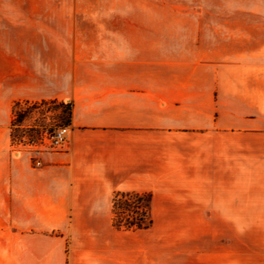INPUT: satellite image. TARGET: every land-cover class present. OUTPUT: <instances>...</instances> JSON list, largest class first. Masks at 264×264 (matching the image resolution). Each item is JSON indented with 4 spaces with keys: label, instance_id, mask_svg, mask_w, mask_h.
I'll return each mask as SVG.
<instances>
[{
    "label": "crops",
    "instance_id": "1",
    "mask_svg": "<svg viewBox=\"0 0 264 264\" xmlns=\"http://www.w3.org/2000/svg\"><path fill=\"white\" fill-rule=\"evenodd\" d=\"M72 10L0 0V264L106 249L74 219L130 192L159 216L224 219L231 264L264 263V0L192 35L89 28ZM51 101L72 103L65 150L14 145V106Z\"/></svg>",
    "mask_w": 264,
    "mask_h": 264
},
{
    "label": "rangeland",
    "instance_id": "2",
    "mask_svg": "<svg viewBox=\"0 0 264 264\" xmlns=\"http://www.w3.org/2000/svg\"><path fill=\"white\" fill-rule=\"evenodd\" d=\"M56 1L73 4L74 10L70 11L72 16L89 19V28L96 27V24L102 27L104 24L109 32L192 35L212 33V29L221 32L222 21L240 17L241 3L247 0ZM62 116L61 107L47 102L28 114L23 127L25 130L33 128L45 132L53 129L52 134L59 129H66L67 142L70 126L55 127ZM44 133L32 143L36 146L29 147L26 139L19 138L14 145L23 150L31 149L37 155L38 150L49 152L40 147ZM112 213L113 209L109 206L97 218L74 219L78 229L88 226L89 237L106 247L101 251L96 250V254L89 251L88 255L83 256L80 251H75L79 256L77 264L86 259L88 264H231L226 257L224 219L159 216L160 212L153 207L152 202L148 213V218L152 220L151 228L125 231L112 226ZM80 236L74 233V241L79 240ZM258 264L264 263L260 261Z\"/></svg>",
    "mask_w": 264,
    "mask_h": 264
},
{
    "label": "trees",
    "instance_id": "3",
    "mask_svg": "<svg viewBox=\"0 0 264 264\" xmlns=\"http://www.w3.org/2000/svg\"><path fill=\"white\" fill-rule=\"evenodd\" d=\"M40 103H25L14 106L13 118L10 123V138L14 144L16 139H26L29 144L39 140L44 130L38 131L33 128L24 129L23 123L26 121L28 114L32 110H36ZM63 109V116L60 118V123L55 127H69L72 118V103L64 104L62 102L51 101ZM48 132H53L49 129ZM23 134V135H21ZM152 205V195L148 193H117L112 200L113 218L111 219L112 226L117 230H148L152 226V220L148 218V213Z\"/></svg>",
    "mask_w": 264,
    "mask_h": 264
},
{
    "label": "built area",
    "instance_id": "4",
    "mask_svg": "<svg viewBox=\"0 0 264 264\" xmlns=\"http://www.w3.org/2000/svg\"><path fill=\"white\" fill-rule=\"evenodd\" d=\"M65 133H66V129H59L58 132L55 133H48L45 132L44 133V139L43 142H41L40 147L43 149H45V151H49V152H53V153H58V152H62L65 150L67 142L65 140ZM27 146L31 147V146H36L35 144H27ZM38 146V145H37ZM36 153L40 154L42 152H40V150L36 151ZM34 165L36 167L41 166V163L38 159H34Z\"/></svg>",
    "mask_w": 264,
    "mask_h": 264
}]
</instances>
